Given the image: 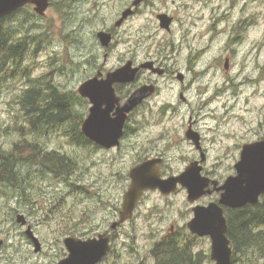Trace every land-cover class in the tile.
I'll list each match as a JSON object with an SVG mask.
<instances>
[{"label": "flooded vegetation", "instance_id": "obj_1", "mask_svg": "<svg viewBox=\"0 0 264 264\" xmlns=\"http://www.w3.org/2000/svg\"><path fill=\"white\" fill-rule=\"evenodd\" d=\"M54 1L59 22L58 31L60 38L65 42L61 49L63 48L67 54L72 51L70 60L73 64V74L80 76L73 89L60 88L51 83L57 89L55 93L41 90L38 92L40 98L57 96L69 100L67 105L72 109L67 115L68 118L64 117L57 123L44 126L63 131L68 143L87 147L93 164L122 161L129 155L132 156L133 164L125 173L116 174L123 180L124 187L117 203L109 204L112 206V217L100 220L81 219L75 222L70 230L66 228L64 231L67 232H63L60 238L62 253L55 255L56 258L47 264H59L68 256L64 241L69 237L75 238L78 242H95L100 238L107 240L108 249L95 264H214L210 258V237L200 236L189 228L195 216L194 208L219 202L225 192L223 188L225 181L238 174L237 165L241 160L243 147L263 141L264 130L258 129L257 133L255 129L249 130L250 137L240 138L239 133L222 129L219 124L226 121L230 126V122L235 121L231 119L232 116L223 115L221 111L218 113L219 118L218 115H211L212 113L210 115L202 113L206 108L188 106L190 105L188 92L206 69L196 70L187 65V70L182 72L176 60L178 58L176 53L179 54L181 47L177 48L171 39H164L163 46L159 43L155 52L154 50L151 52L153 38L157 33L172 34L176 25L183 23L181 13L184 17H190L195 13L197 18L204 19L209 7L208 0ZM54 1L47 0L48 6L43 13H39L36 10L37 5L33 3L16 8L11 12V26L14 31L30 36L31 31L35 30L40 32L32 35L41 36L42 21L47 19L46 13L52 9ZM232 4L234 5L233 0ZM216 9H221V5L219 4L217 8L211 7L212 25H218L220 21L226 22L227 19L225 17L227 14L216 13ZM226 13L229 14L227 11ZM135 20H138L137 26H134ZM26 23L28 27L22 31L20 26H26ZM216 28L213 30H218L221 37H226V42L222 43L223 46L217 58L212 60V64L223 62L224 72L229 74L234 69L238 56L239 34L235 27L221 25ZM118 46L120 58L113 62L110 59L111 52ZM201 54L202 51L200 54L197 53L195 59ZM124 66H130L129 70H136L133 78L112 81L110 74ZM144 87L151 92L126 112L117 143L107 147L94 137L83 133V122L93 109L106 114L108 118H116L118 111L130 96ZM162 92L166 99L157 103L156 99ZM174 98L178 100L173 101ZM208 116L218 124L208 125L205 120ZM25 126L28 131L43 129V126L30 122ZM39 147V153L56 151L60 157L66 156L70 160L68 170L66 172L59 170L62 172L58 173L57 178L72 177L75 165L73 158L57 149L44 150L42 146ZM215 147L220 149L214 156L211 151ZM146 161L151 162V168L156 171L154 174H157L160 180L178 177L187 167L194 168L187 178L197 174L200 178L197 186L202 185V193L190 200L188 189L179 181L174 191L169 193L162 192L159 188L147 189L136 202L131 217L120 221L124 194L131 183L130 171ZM77 186L81 188L78 183ZM151 193H156L162 198L183 193L188 211L185 219L136 220L141 204ZM263 200L264 194H260L257 202L247 203L241 207L220 205L226 218L227 210L254 206L264 208ZM153 210H149L151 215L154 214ZM158 210L156 207L155 211ZM178 211L183 212L184 209ZM19 214L23 215V222H17ZM13 223L15 229L16 227L22 229L20 232L33 248V253L40 255L44 244L28 215L17 213ZM34 238L39 245L37 251ZM3 243L1 239L0 247Z\"/></svg>", "mask_w": 264, "mask_h": 264}, {"label": "rangeland", "instance_id": "obj_2", "mask_svg": "<svg viewBox=\"0 0 264 264\" xmlns=\"http://www.w3.org/2000/svg\"><path fill=\"white\" fill-rule=\"evenodd\" d=\"M233 1L234 5L232 0H208L209 7L204 19L197 18L195 13L190 17H184L181 13L183 23L177 24L172 34L157 33L153 38L151 52H155L159 43L163 46L164 39H171L177 48L181 47L179 54L176 53V60L182 72L187 70V65L196 70L205 68L206 72L195 80L188 92V106L206 108V112H202L206 115L212 113L211 115L217 116L222 111L223 115L232 116L231 119L235 121L230 122V126L226 121L219 123L222 129L232 130L239 133L240 138H247L251 136L249 130L255 129L256 133L258 129L264 130V0ZM219 4L221 9H216V13L227 14V19L226 22L220 21L218 25H212L211 7L217 8ZM55 8L54 1L52 9L46 13L47 19L42 21L43 33L39 48L34 46V42H29V50L18 67L20 76L11 80V68H5V71L0 69V151L10 152L13 141L20 137L13 129L22 122L16 95L29 87L27 77L40 79V84L50 81L60 88L73 89L80 76L73 74L70 60L72 51L67 54L61 49L65 42L60 38ZM5 24L12 25L11 19ZM5 24L2 23V26L5 27ZM137 25L138 20H135L134 26ZM221 25L235 27L240 39L236 63L229 74L224 72L223 62L212 64L223 46L222 43L226 42V37H221L218 30H213ZM25 27H28L27 23L26 26L21 25L20 29L24 31ZM37 32L40 31H31L32 34ZM32 34L28 37L34 36ZM16 35L23 37L25 34L18 31ZM132 36L134 39V34ZM201 51L202 54L195 59ZM119 58L118 46L111 52L110 59L115 62ZM165 97L162 92L156 102L164 101ZM176 100L178 99H173ZM205 120L210 126L218 124L210 116ZM23 122L24 127L25 117ZM64 135L58 128L43 126L42 132L27 133L25 137L40 144L44 150L57 149L73 158L74 172L70 179H58L47 173L41 165L30 163L23 169L26 178L23 188H14L0 182V240L4 241L0 247V264H47L56 258L55 255L62 253L60 238L63 232H67L64 231L66 228L70 230L81 219L100 220L112 217V206L109 204L117 203L124 187L123 180L116 174L127 171L133 164L132 156L129 155L122 161L93 164L88 148L68 143ZM219 149H212L214 156ZM156 207L159 212L155 211ZM186 208L183 193L170 198L151 193L141 204L135 219L184 220L188 213ZM150 209H154V214L151 215ZM183 209V212L178 211ZM17 213L28 215L35 225V231L44 244L40 255L33 253V248L20 232L22 229L13 227ZM209 247L208 241L207 248ZM233 264H264V259L253 263L237 260Z\"/></svg>", "mask_w": 264, "mask_h": 264}, {"label": "water", "instance_id": "obj_3", "mask_svg": "<svg viewBox=\"0 0 264 264\" xmlns=\"http://www.w3.org/2000/svg\"><path fill=\"white\" fill-rule=\"evenodd\" d=\"M27 3L36 4V10L39 13H43L48 6L47 0H0V19L10 15L16 8ZM129 69L130 66H124L112 72L109 77L112 78V81L131 80L136 70ZM81 92L83 93V91ZM150 92L145 87L136 90L118 111L116 118H108L106 114L93 109L83 122V133L86 136L94 137L107 147L114 145L120 136L126 112L141 102ZM151 166V162L146 161L131 169V183L124 194L120 221L131 217L136 202L147 189L159 188L162 192L169 193L174 191L175 185L179 181L188 189L190 200L197 198L202 193V185L197 186L200 179L198 175L195 174L191 178H187V175L194 168L187 167L185 172L178 177L160 180L157 174H154L156 171L152 170ZM237 169L238 174L225 181L223 186L225 192L219 202L195 207V216L189 224L192 232L200 236L210 237V258L214 264H231L232 260V248L227 237L226 218L220 204L231 208L241 207L247 203L257 202L258 196L264 194V140L243 147ZM262 204L264 206V200ZM23 221V215L19 214L17 222ZM64 243L69 253L59 264H95L108 249L107 240L101 238L95 240V242H78L75 238L69 237L65 239ZM34 245L37 251L39 245L35 238Z\"/></svg>", "mask_w": 264, "mask_h": 264}, {"label": "trees", "instance_id": "obj_4", "mask_svg": "<svg viewBox=\"0 0 264 264\" xmlns=\"http://www.w3.org/2000/svg\"><path fill=\"white\" fill-rule=\"evenodd\" d=\"M11 19V14L0 19V69L11 68V77L20 76L18 69H13L23 60V55L29 50V44L34 42L39 48L42 42L40 36L26 35L18 37L11 25L5 24ZM2 23L6 26L3 27ZM17 36L15 38L14 36ZM30 42V43H29ZM18 71V74L15 73ZM23 76L24 73H23ZM44 79V76L42 77ZM29 87L23 89L17 96L19 112H21L22 122L13 129L19 134V139L13 141L10 152L0 151V182L7 183L14 188H23L25 176L23 169L30 163L39 164L45 168L47 173L58 176L59 172H66L70 165V160L56 151H46L39 153L38 143L27 139V133H37L42 129L30 130L22 126L23 117L27 123L34 125H51L59 122L61 118H68L67 115L72 109L67 105L69 100L57 96L40 98L38 92L57 91L50 81L40 84V79L26 78ZM45 125V126H47ZM62 170V171H59ZM227 237L232 247V264L237 260L243 263H253L264 259V208L262 206L245 207L238 210H227Z\"/></svg>", "mask_w": 264, "mask_h": 264}, {"label": "bare ground", "instance_id": "obj_5", "mask_svg": "<svg viewBox=\"0 0 264 264\" xmlns=\"http://www.w3.org/2000/svg\"><path fill=\"white\" fill-rule=\"evenodd\" d=\"M24 56L25 55H23V57L22 58H24ZM22 62V60L20 61V63ZM19 63V64H20ZM19 64H17V65H15V66H12L13 67V69H18V67L20 66ZM26 76V75H25ZM11 80H15V76L14 77H11Z\"/></svg>", "mask_w": 264, "mask_h": 264}]
</instances>
